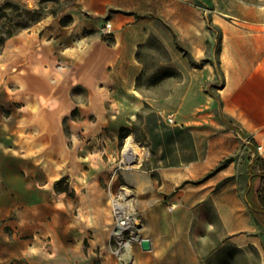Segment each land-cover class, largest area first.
I'll use <instances>...</instances> for the list:
<instances>
[{"label": "crops", "instance_id": "0c3cea01", "mask_svg": "<svg viewBox=\"0 0 264 264\" xmlns=\"http://www.w3.org/2000/svg\"><path fill=\"white\" fill-rule=\"evenodd\" d=\"M229 1L227 12L220 0H76L68 29L48 38L27 33L6 41L0 54V246L12 249L7 255L0 247V264L29 262L27 227L31 220L44 222L51 206L55 217L69 215L65 224L59 221L57 236L69 247L70 264H95V258L98 264H203L191 211L207 201L232 242L243 248L244 232L252 231L255 220L238 167L231 162L215 169L238 152V131L229 123L263 147L258 154L264 160V6ZM208 13L221 31L220 80L213 64L204 62L211 60L214 41ZM107 23L112 31L103 35ZM152 36L169 55L166 66L179 73L163 82L159 97L136 87L144 68L139 46ZM217 80L219 100L207 89ZM146 106L137 139L149 167H122L118 183L127 190L123 196L135 193L145 220L126 261L115 255L110 235L99 241L93 234L88 223L94 211L75 221L71 211L37 194L63 177L80 182L101 140V153L112 162L121 129H132ZM106 214L109 221L108 208ZM7 225L14 228L12 236L5 233ZM142 239L150 240V250L143 249ZM261 259L264 264V250Z\"/></svg>", "mask_w": 264, "mask_h": 264}, {"label": "rangeland", "instance_id": "374dc122", "mask_svg": "<svg viewBox=\"0 0 264 264\" xmlns=\"http://www.w3.org/2000/svg\"><path fill=\"white\" fill-rule=\"evenodd\" d=\"M211 1L213 3L215 0ZM220 2L221 10L228 12L230 1L220 0ZM246 2L264 6V0H247ZM2 5L4 6L3 11L9 14V17L0 22V27L3 26L15 30L13 36L35 33L41 39L52 37L59 30L68 29L73 22L71 13L77 7L76 0H0V7ZM205 6L210 9L212 4L207 1ZM34 12H38V14H34ZM207 16L210 23H212L209 13ZM213 35L214 41L211 44V59L214 62H218L216 37L220 36L219 30L213 31ZM140 57L144 66L142 75L138 81L140 89L147 97L163 96L166 87L163 82L167 78L169 81L179 78L165 64L167 58H169L166 49L160 45L159 41L151 39L147 46L140 49ZM219 83V80L212 82L207 86V89L215 93V86H211V84L215 85ZM161 84L164 85V88H161ZM161 89L164 90L161 91ZM149 109L146 106L137 115V121L133 123L132 129H121L115 159L112 162H109V158L105 153H101L104 151L106 143L99 142L95 153H92V156L89 155L88 165L86 166L89 172L85 173L84 180L82 179L75 184L70 177H63L59 181L47 185L45 188H40L39 195L37 194L39 197L44 196L52 204L56 203L57 207L71 211L72 219L75 221L78 219L82 220L86 210L94 211V222L88 223V225L94 229L93 234L98 235L99 241H102L106 235H110V244L113 246L114 253L121 243V240L113 232V229L118 224L120 205L124 206L126 215L132 222L129 229L125 231V238L131 239L137 237V234H139L138 240L134 239L133 245L139 241L142 228L145 224L143 211L135 205V193L130 190L128 191L129 195L123 198L122 192L126 189L119 188L118 183L123 182L120 169L132 164L127 159L128 154L125 151L126 139L130 135L144 151L143 158L137 165L139 167H149L148 162H145L146 148L137 139L141 138V124L145 113ZM68 131V127L66 126V132L68 133ZM238 143L237 154L228 158L236 163L241 188L242 190H246L250 178L249 164L255 161L253 171H259L261 166L259 160H255L254 157L255 153L258 152L257 146L250 144V140L244 139L241 131H238ZM103 155L105 156L101 157ZM228 158L223 159L221 163H226V159ZM39 181L41 182V178ZM73 185H76V188H73ZM261 192L262 197H264V189ZM87 199L93 201V206L85 205ZM68 203H73V205H68ZM77 203L82 205H77ZM107 208L111 216L108 218L109 221H104L107 215ZM192 210L191 217L193 216V221L191 232L194 244L203 257V264H263L261 251L264 250V229L260 224L255 221V227H253L252 231L244 232L245 242L242 243L243 248H239L228 236L223 221L219 218L216 208L210 201L201 206L194 207ZM56 211L55 207H47L44 222L30 221L27 227L29 234V247L26 253L29 262L27 264H70L71 253L69 247H63L57 236L59 221L65 224L69 220V215L68 217L63 215L59 219V217H55ZM79 224V229L84 230L83 223ZM4 230L9 236H12L14 233V228L11 225H7ZM64 238L66 236L63 235L62 240H65ZM68 238L69 235H67ZM0 247L5 252L7 251V255L12 249L7 245ZM99 262L100 259L95 258V264Z\"/></svg>", "mask_w": 264, "mask_h": 264}, {"label": "trees", "instance_id": "16d2710c", "mask_svg": "<svg viewBox=\"0 0 264 264\" xmlns=\"http://www.w3.org/2000/svg\"><path fill=\"white\" fill-rule=\"evenodd\" d=\"M3 10H4V6L2 5L0 7V22L9 17V14H7ZM34 14H38V12H34ZM208 27L212 32L215 30H219V32H220V36L216 37V47L218 48V56H219L220 49H221V31H220L218 26L210 23L209 19H208ZM14 34H15V30H13L11 28L3 27V26L0 27V52L2 51L6 41L9 38H11ZM151 39H155V40L159 41L155 36H152L150 38V40ZM150 40H149V42H150ZM148 43L139 46V52L137 53V56L141 61H142V59L140 57V49L147 46ZM160 45H162V44L160 43ZM204 62H211L215 68V71L217 73V77L219 78V80L223 78V72L221 70L219 58H218V62H214V61H212V59L211 60H205ZM195 65L200 66L201 64L195 63ZM170 71L176 73L179 76V73L176 72L175 70L170 69ZM142 72L139 75V77L137 78V84H136L137 89L140 90L141 92H143V91L140 89V87L138 85V81L142 75ZM219 85H220V83L215 84V85L211 84V86H215V87H218ZM211 93L213 94V96L216 99L219 100L218 96L215 93H213V92H211ZM220 116H221V114L219 115V117ZM228 125L237 131H241L240 128L238 126L234 125L233 123H229ZM250 144H252L253 146L254 145L256 146V143L252 140L250 141ZM254 157H255V160H259V164L261 167H260L259 171H253L252 169L254 167L255 161H253L251 164H249L250 178H249V182L247 184L244 196H245V200H246V202L250 208V211L253 214L255 221L258 224H260L264 229V197H262V192H261L264 189V160L261 159L258 152L255 153ZM231 162H232V159H230V158L226 159V163L219 164L218 167L215 169V171L217 172L219 170H222L223 168L227 167Z\"/></svg>", "mask_w": 264, "mask_h": 264}, {"label": "bare ground", "instance_id": "6f19581e", "mask_svg": "<svg viewBox=\"0 0 264 264\" xmlns=\"http://www.w3.org/2000/svg\"><path fill=\"white\" fill-rule=\"evenodd\" d=\"M125 151L127 152V159L129 160V162L134 163V165H136L137 163H139L142 158H143V150L142 148H140L137 145V142H135V140L133 139V137L130 135L127 139H126V145H125ZM147 153V151L145 150V154ZM81 180V178H80ZM125 197V196H123ZM120 209V214H119V222L117 224V226L113 229V232L116 236L118 237H122V231L125 230L126 228H128L132 222L130 220V218L125 219L124 221L122 220L123 214L126 213L124 206H119ZM139 237V234H137L136 239ZM127 248H129V243H127ZM126 257H130L131 256V252L130 251H126L125 252Z\"/></svg>", "mask_w": 264, "mask_h": 264}, {"label": "built area", "instance_id": "2783aa9c", "mask_svg": "<svg viewBox=\"0 0 264 264\" xmlns=\"http://www.w3.org/2000/svg\"><path fill=\"white\" fill-rule=\"evenodd\" d=\"M111 31H112V24H110V23H107L104 27H103V29H102V33H103V35H108V34H110L111 33ZM167 120H168V122L170 123V124H174L175 122H176V120H175V117H174V115L173 114H170V115H168L167 116ZM101 143H104V141H100ZM262 146L261 145H259L258 147H257V149H258V151H262ZM121 212H119L118 213V222H119V214H120ZM129 217H127V215H126V213H124L123 214V217H122V220L124 221L125 219H128ZM129 229V227L128 228H126L125 230H123L122 231V237H118L120 240H121V243H120V246L116 249V251H115V254L119 257V258H121V259H123V260H126V261H130L131 260V257H132V248H133V241H134V239L135 240H138V239H136V237H133V238H131V239H127V238H125V231L126 230H128ZM127 243H129V248L130 249H128L127 247ZM130 251L131 252V256L130 257H126V255H125V252L126 251Z\"/></svg>", "mask_w": 264, "mask_h": 264}, {"label": "water", "instance_id": "95a60500", "mask_svg": "<svg viewBox=\"0 0 264 264\" xmlns=\"http://www.w3.org/2000/svg\"><path fill=\"white\" fill-rule=\"evenodd\" d=\"M131 165H134V163H132ZM141 244H142V247L144 250H150L151 249V242L149 239H142Z\"/></svg>", "mask_w": 264, "mask_h": 264}]
</instances>
